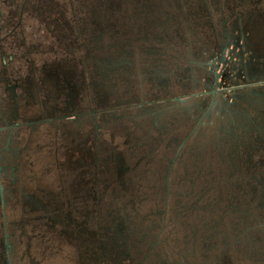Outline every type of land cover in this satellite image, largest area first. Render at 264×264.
I'll return each mask as SVG.
<instances>
[{
    "label": "flooded vegetation",
    "instance_id": "flooded-vegetation-1",
    "mask_svg": "<svg viewBox=\"0 0 264 264\" xmlns=\"http://www.w3.org/2000/svg\"><path fill=\"white\" fill-rule=\"evenodd\" d=\"M73 1L0 0V264H155L165 257L156 251L159 241L145 253L131 236L128 183L139 162L154 163L156 170L164 166L167 191L175 168L190 167L196 150L207 146L208 119L188 115L183 125L173 122L168 103L184 99L170 96L196 80L200 57L217 64L210 101L225 93L220 79L231 77L232 88L245 94L242 103L228 105L226 119L208 121L217 123L214 149L223 159L228 150L230 161L232 152H264V80L243 77L245 66L264 62L238 52L239 32L230 41L218 34L212 12L205 18L190 12L171 17L160 35L144 26L137 44L97 57L88 73L75 59L79 53L61 61L62 44L75 40ZM203 26L213 47L202 45ZM110 27L94 18L90 34L105 44ZM143 80L153 106L129 117L123 95L132 83L142 89ZM104 109L109 117L98 113ZM135 133L146 136L138 150L127 146ZM128 153L137 159L133 166Z\"/></svg>",
    "mask_w": 264,
    "mask_h": 264
},
{
    "label": "rangeland",
    "instance_id": "rangeland-1",
    "mask_svg": "<svg viewBox=\"0 0 264 264\" xmlns=\"http://www.w3.org/2000/svg\"><path fill=\"white\" fill-rule=\"evenodd\" d=\"M254 1L74 0L73 17L69 16V21L75 40L62 44L64 52L61 61L65 63L79 53L81 55L75 59L80 58L77 62L90 73L97 57L125 51L130 49V44H137L144 26L150 25L146 27L148 32L156 36L163 34L172 21L171 17L198 12L205 18L206 12L210 11L219 17L218 34L221 32L230 41L234 33L239 32L242 40L240 45L238 43V52L247 53V57L254 55L257 62H264V0ZM113 3L117 7H113ZM220 12H223L222 15ZM94 18L111 26L105 44L100 45L90 34ZM181 22L182 26L187 25ZM203 27L202 45L213 47L215 40L211 34L208 35L207 27ZM228 51L232 52L229 48ZM245 59L247 63L249 60ZM205 62V57H200L202 68L194 72L196 80L170 96V99H184L181 104L175 105L174 101L168 103L172 121L179 125H183L182 118L188 115L196 118L205 115L208 121L226 119L228 105L242 103L241 97L245 93L232 88L231 77L219 80L220 86L225 89L223 97L210 101L207 94L216 78L218 65ZM235 66L236 63L228 66L230 72ZM243 77L264 80V65L245 66ZM145 81H142V89L137 88L138 83H132L133 89L123 95L126 107L122 112L125 115L136 117L153 106ZM138 99H142L141 102ZM109 105L116 107L114 100ZM98 113L109 117L112 112L104 109ZM208 121L203 125V142L207 141V146L196 150L190 167L183 170L175 168L174 174L168 177V192L163 186L164 166L156 170L154 163L145 165L144 161H138L124 197L127 198L125 212L133 232L131 236L141 240L145 253L159 241L156 251L163 252L165 257L155 264H264V152H232L235 164L230 167L226 156L228 150H223V159L221 153L214 149L217 123L210 124ZM145 137L135 133L128 137L127 146L141 149ZM136 160L128 153V166H133ZM119 194L117 191L116 195ZM59 263L67 264L63 259H59Z\"/></svg>",
    "mask_w": 264,
    "mask_h": 264
},
{
    "label": "trees",
    "instance_id": "trees-1",
    "mask_svg": "<svg viewBox=\"0 0 264 264\" xmlns=\"http://www.w3.org/2000/svg\"><path fill=\"white\" fill-rule=\"evenodd\" d=\"M227 159H228V157H227ZM234 160V158H232V160L230 161L229 159H228V161H230L229 163H227L230 167H234V162H232ZM195 166H199V164H195ZM198 172H199V170H197ZM195 175V174H194Z\"/></svg>",
    "mask_w": 264,
    "mask_h": 264
},
{
    "label": "water",
    "instance_id": "water-1",
    "mask_svg": "<svg viewBox=\"0 0 264 264\" xmlns=\"http://www.w3.org/2000/svg\"><path fill=\"white\" fill-rule=\"evenodd\" d=\"M176 100H177V101H179V102H181V101H182V99H181V98H176Z\"/></svg>",
    "mask_w": 264,
    "mask_h": 264
}]
</instances>
